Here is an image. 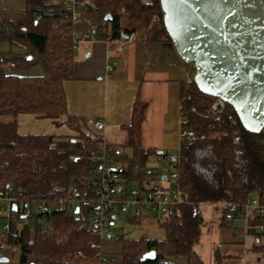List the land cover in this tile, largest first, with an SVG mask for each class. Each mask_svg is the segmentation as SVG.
Listing matches in <instances>:
<instances>
[{"label":"trees","instance_id":"trees-1","mask_svg":"<svg viewBox=\"0 0 264 264\" xmlns=\"http://www.w3.org/2000/svg\"><path fill=\"white\" fill-rule=\"evenodd\" d=\"M92 5L87 9L110 25L113 39L121 40L134 31L123 27L122 19L136 24L148 16L151 25L146 40L172 44L161 0H92ZM106 15L111 21L105 20ZM73 33L74 22L60 0H26L23 15L3 21L0 27L1 38L18 48L2 61H25L44 69L43 75L30 76L10 75L0 67V116L11 118L0 123V189L12 184L25 200L52 210L24 227L12 225L5 246L19 249L18 264H177L190 259L207 225L204 205H214L220 211L221 227H228L227 212L218 204H243L264 193V132L248 130L228 104L213 111L216 98L204 94L191 77L183 81L180 113L194 136L181 141L176 165L182 203L176 216L162 226L166 231L163 240L122 238L116 257L105 262L100 250L91 246L97 240L88 221L75 211L60 213L54 208L75 178L88 173L94 163L90 152L101 140L87 133L68 112L65 82L74 79ZM24 113L56 123L67 116L62 123L75 129L79 137L20 134L18 116ZM124 129L126 145L134 155L119 158L122 174L133 181H150L146 161L157 152L137 143L134 123ZM153 250L156 260L142 263L143 255Z\"/></svg>","mask_w":264,"mask_h":264},{"label":"crops","instance_id":"crops-1","mask_svg":"<svg viewBox=\"0 0 264 264\" xmlns=\"http://www.w3.org/2000/svg\"><path fill=\"white\" fill-rule=\"evenodd\" d=\"M25 8L26 0H0V12L16 14V18L8 21L19 19ZM3 21L0 18V27ZM138 24L137 27L122 19V26L134 30L136 35L131 44H126L128 35L121 40L113 39L110 25H102L97 12L88 9L81 12L79 21L74 22V79L65 82L68 112L87 133L103 137L109 143L119 145L116 142L119 133L116 136L114 131L134 123L141 147L154 149L159 156L164 151L179 154L180 87L189 80L191 70L180 61L171 43L146 40L151 25L148 16ZM20 63L13 69L20 67ZM113 64L114 70L108 71L107 66ZM89 119L104 121L106 128L101 134L96 133L87 125ZM137 131L146 137L143 142ZM1 212L0 244H4L8 233L3 220L7 217ZM215 217L220 225V213ZM238 225L242 227L243 223ZM223 228L225 235L218 234L211 240L213 250L208 264H264V233L242 235L229 227ZM5 249L4 257L8 258ZM181 260L188 261L184 264H205L193 254L190 259Z\"/></svg>","mask_w":264,"mask_h":264},{"label":"built area","instance_id":"built-area-1","mask_svg":"<svg viewBox=\"0 0 264 264\" xmlns=\"http://www.w3.org/2000/svg\"><path fill=\"white\" fill-rule=\"evenodd\" d=\"M65 11L69 12L73 22L79 21L81 12L92 5V0H60ZM264 8V0H262ZM75 37V32L73 33ZM135 33L127 36L125 43L131 44L135 39ZM121 50V47L118 48ZM17 63L0 61L3 69L15 68ZM108 71L114 70V64L107 66ZM226 103L216 99L212 106L213 111H220ZM87 125L94 131H103L106 123L99 119H89ZM187 119L181 117L179 130L180 142L188 137H193L194 132L187 128ZM94 146L93 144H90ZM90 155L94 159L88 173L75 178L73 185L54 207L57 212L65 213L76 211L81 218L89 223L90 233L97 242L91 246L103 252V246L108 243H120L123 238L118 232V216L126 215L130 223L142 224L152 222L159 226L168 224L177 214L182 203L178 171L176 165L178 156L173 158L169 151L161 154V159L173 167L170 178L175 185L166 189L150 187V181L138 182L126 178L122 174L120 157L123 155L119 145L109 143L105 138L96 143ZM73 159V157H71ZM146 174L149 178H161L169 180V176L161 174L156 168H148ZM165 178V179H164ZM16 211H13V206ZM218 206L227 212L228 227L242 235L250 233H264V193L249 198L243 204L221 203ZM33 207L36 208L34 212ZM0 210H8L7 222L4 229L10 232L11 226L24 227L35 220L42 219L52 210L50 207L38 206L24 199L22 192H16L12 184L0 189ZM242 222L243 226L238 224ZM4 244H0V259L4 257ZM80 255V253L78 254ZM108 262L107 259H104Z\"/></svg>","mask_w":264,"mask_h":264},{"label":"water","instance_id":"water-1","mask_svg":"<svg viewBox=\"0 0 264 264\" xmlns=\"http://www.w3.org/2000/svg\"><path fill=\"white\" fill-rule=\"evenodd\" d=\"M161 8L174 51L201 91L233 107L248 130L263 133L262 0H161ZM155 260L153 250L141 262Z\"/></svg>","mask_w":264,"mask_h":264},{"label":"rangeland","instance_id":"rangeland-1","mask_svg":"<svg viewBox=\"0 0 264 264\" xmlns=\"http://www.w3.org/2000/svg\"><path fill=\"white\" fill-rule=\"evenodd\" d=\"M0 18L8 21L11 19L16 18V14H11L9 12H0ZM139 23V22H138ZM134 24L139 26V24ZM102 25H106L105 22H101ZM18 52V48L12 46L8 41H5L0 36V57L5 56L6 58H10L12 53ZM16 63V62H15ZM6 73L10 75H30V76H38L44 74V69L39 64H29L25 61L20 63V67L13 69L9 68L6 69ZM67 116L62 118V121L56 123L50 118H39L33 114L24 113L18 116V132L23 135L28 134H39V135H55V136H77L79 134L76 132L75 129L70 128L66 123H62L66 121ZM10 117H2L0 116V123H6L10 121ZM84 121V120H82ZM96 133L101 134L100 131H96ZM115 135L119 136L116 142L121 146L123 156L131 159L134 155V150L132 147L127 146V134L128 132L123 128H118L114 131ZM137 136L140 142H143L144 135L142 132L137 131ZM157 152V151H156ZM172 155V154H171ZM178 156V152L173 153L172 157L176 158ZM146 167L148 168H156L159 173L166 174L169 176V180L163 181L161 178H154L151 179L150 187H157L159 189H166L173 187L175 185V181L170 178V174L173 173V167L156 153L151 155L148 160L146 161ZM206 206V207H205ZM34 212L36 208L33 207ZM203 214L205 220L207 221V225L203 226L202 234L199 242L195 244L193 248V257L196 255L199 260L208 264L210 262V257L212 256L213 246L211 244V240L216 239L217 235L220 234L225 235V228L219 225L220 221L219 218L215 216L218 215L219 210H216L211 204H206L203 206ZM2 211V210H0ZM4 213L6 217L9 215L8 210L2 211L1 214ZM6 223L8 220L7 218L3 220ZM118 225L119 227L118 232L122 237L126 240H140V239H156V240H163L166 236L165 228L154 224L152 222H144L142 224H134L130 223L126 215L121 214L118 216ZM6 232H4V235ZM2 241V240H1ZM218 242V240H217ZM218 245V244H217ZM121 249L120 243H106L103 246V255L104 259L110 260L116 257L115 253L119 252ZM211 252V253H210ZM5 254L9 258L8 263L2 264H18L19 260V249L18 248H10L6 246ZM188 262L187 260H179V264H184Z\"/></svg>","mask_w":264,"mask_h":264}]
</instances>
